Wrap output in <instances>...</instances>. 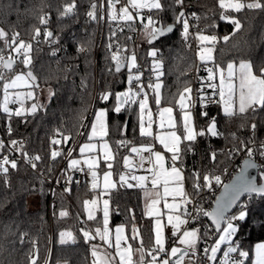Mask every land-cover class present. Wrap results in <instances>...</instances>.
I'll use <instances>...</instances> for the list:
<instances>
[{
    "label": "trees",
    "instance_id": "obj_1",
    "mask_svg": "<svg viewBox=\"0 0 264 264\" xmlns=\"http://www.w3.org/2000/svg\"><path fill=\"white\" fill-rule=\"evenodd\" d=\"M71 2L72 0H0V29L7 33L9 40L14 33H19L21 39L17 38V41L26 40L33 45L31 67L39 85L35 88L37 95L43 87L50 88L55 93L51 100L42 104L44 107L35 115L13 116L9 121L7 115L0 110V139L7 146L0 152V158L9 154L7 148L10 147V140L22 142V152H27L28 157L36 155L41 157V160L36 162V168L31 167L28 161H18L16 169L8 165L7 184L0 175V264H31L32 256L36 259V264H45L46 261L50 264H92L93 243L84 241L80 229H93L99 222L100 217L88 221L84 215L83 202L90 199L95 190L88 185L74 184L69 188V192H65V188L55 187L51 193V180L59 170L70 145L82 130L91 107L94 108V112L99 105L108 108V137L114 142V150L117 141L129 142L126 148L118 153L121 157L128 153L134 144L150 143L139 134L135 105L133 108L125 106L120 113L113 110L116 103L115 93L122 92L126 86L128 69L126 67L119 73L115 72L111 51L119 44L127 49L122 52L125 56L130 57L133 51L137 52L136 56L142 59L136 61L137 65L140 61L151 63L147 54V49L151 45L146 41L143 46L140 42L144 32L138 41L129 39L125 32L116 33L112 23L108 21L104 36L99 40L96 38L98 20H90L87 16L91 3L95 2L98 5V0H75L77 7L74 14L61 17L60 13L64 5ZM161 2L166 5L165 10L160 13L153 10L152 16L165 25L172 24L174 12L167 8L171 0H161ZM181 10H184L186 15L193 10L199 17V20L195 21L188 18L190 28L187 41L182 35V24H177L172 34L153 45L159 50L158 58L163 61L164 75L160 77L163 85L162 106L169 105L168 101L173 100L174 94L182 90L186 82H190L196 95L197 90L206 85L204 78L208 71L205 64L198 59L197 32L202 31V34L217 36L218 40L214 47L216 65L225 66L231 60H246L252 62L257 74L261 68H264V11L244 9L240 13H230L242 24L241 29L233 35V25L219 18L221 9L218 0H184L183 9L180 6L174 9L175 13ZM45 15L48 17V22L46 25H41L40 17ZM36 28H40L41 31L39 43L33 40ZM45 30L53 33L55 41H60L69 47L64 58L60 59L52 54L53 42L45 41ZM126 31L130 29L127 27ZM113 32L115 36L112 35ZM224 36L230 37L227 42L222 39ZM97 40L98 45H96ZM110 43L111 51L108 48ZM81 46L86 51H79ZM3 48L4 43L0 40V49ZM9 50L4 49V51ZM20 60H16V68H19ZM12 72L6 74V79ZM2 83L0 82V101ZM105 92H111L112 95L109 100L102 101L100 96ZM208 92L212 93L213 99H219L218 95L213 96L212 88H208ZM96 93L97 99L94 103ZM178 98L177 95L175 99ZM171 105L176 106L175 101ZM192 109L196 129L197 131L203 129L205 135L197 136L196 140L191 142L192 150L182 152L183 163L182 165L179 161L178 163L185 173V187L189 197L198 198L202 205H208L210 209L213 204L211 202L213 192H218L222 186L213 183L211 191L205 188L197 196L193 192L191 174L198 172L201 177L221 175L222 182L224 184L228 182L243 160L241 153L244 151L234 152L236 148L241 147L240 142L254 140L259 143L264 138V111H258L253 115L249 110L244 114L237 113L228 117L222 112L219 103L207 104L205 108L198 103ZM176 111L177 118L181 121L180 111ZM202 111H206L207 116H202ZM213 117L217 131L220 133L218 136L207 133L209 122ZM253 123L256 124L255 132L251 128ZM9 124L12 128L10 135ZM57 130L70 139L67 142L62 139L59 146L54 148L50 140L57 134ZM186 143L189 142L184 141L181 149ZM250 145L248 144L249 147ZM53 150L60 151L61 155L53 159L51 157ZM230 151L233 152L231 156ZM213 152L216 153L214 161L211 158ZM121 164L122 158H119L113 168L116 185L110 194L112 224H125L129 238L133 226H137L143 244L148 249L154 244L153 219L145 213L141 189L120 185L118 176L122 171ZM225 169L227 172L224 171ZM68 172L67 166L60 173L58 184H62ZM34 194L40 195L41 207L30 209L28 198ZM246 200L249 201L246 220L236 222L238 231L233 241L239 250L248 253L243 259L245 264H251L253 245L264 241V198L253 196L251 200L246 197L243 201ZM62 210L68 215L60 217L59 213ZM236 211L237 209L234 212ZM202 224H210V222L204 217L194 222L192 227L198 228ZM61 232H72L76 242L61 244ZM215 238L213 236L206 242L202 240L199 243L201 256L202 249L212 245ZM136 241L131 240L132 243H137Z\"/></svg>",
    "mask_w": 264,
    "mask_h": 264
},
{
    "label": "snow or ice",
    "instance_id": "obj_2",
    "mask_svg": "<svg viewBox=\"0 0 264 264\" xmlns=\"http://www.w3.org/2000/svg\"><path fill=\"white\" fill-rule=\"evenodd\" d=\"M119 0H107L108 3V19L110 21L124 22L125 25L130 29L132 24L137 18L140 19L142 29L144 31L145 38L149 44H153L158 38L165 36L167 33H171L176 24H182L183 26V37L185 41L189 36L190 23L188 16L185 11L181 10L179 13H175L174 9L176 6H180L183 9L184 0H171V3L167 5L169 10L174 12V22L172 24H163L162 22L153 18L152 15H148L146 18L143 17L141 10L148 9L149 12L156 10L157 13L163 12L166 5L161 2V0H128V5H130L132 10H135L136 15L129 10L128 6H123L119 9V14L115 10V5ZM103 0H101L100 7L103 9ZM218 6L221 9L220 20L230 22L233 27V35L236 31H239L242 27L240 20L230 13H240L244 9L249 10H262L264 11V2L262 0H251V2H245V0H218ZM75 0L71 3H67L63 7V11L60 13L61 17H66L74 14L76 10ZM97 4L95 2L91 3L90 10L87 12V16L90 20H96ZM193 18L199 20V17L195 13L192 14ZM103 15L100 19H103ZM144 19L147 20L144 23ZM48 22V17L41 16L40 24L46 25ZM159 24V26H157ZM215 27V25H213ZM123 27H121V31ZM41 35L40 28L35 29V34L33 40L39 43V36ZM115 36V32L112 33ZM19 33H14L11 40L8 39L7 33L0 29V40L4 43V48L0 49V53H3L4 49H10L11 52L16 53V57H13L11 53L7 57L0 54V82L2 83L3 91V101L0 103V110L7 115L9 121L13 116L21 117L26 115H35L40 108L44 105L39 103H32L30 108L25 109L24 104L27 100H34V92L28 91L26 93L11 91L21 86L28 87L30 89L39 87L36 83L37 76L32 70V57L30 55L32 51V43L20 40L17 44V38ZM45 41L54 42L55 38L53 33L49 30L44 32ZM51 38V40H50ZM229 36H224L222 39L227 42ZM196 39L200 41L198 56L202 63L208 61H213V50L215 44L218 40L215 35H204L201 32L196 33ZM205 42L212 45V47H204ZM190 46V45H189ZM109 50L112 49V44L108 45ZM79 51L84 52L86 49L81 46ZM127 51L126 48H122L119 44L116 45V51H111V60L115 64V72L119 73L122 68L127 67L128 69V85L127 91L115 93V106L114 111L120 113L122 108L126 105L131 106L132 104H137L139 106V132L142 137H153L154 140L159 141L163 148L171 153L170 166H165V156L160 151H154L152 146H142V147H131V153H135L139 159L135 165L128 158H124V166L128 169V173L120 174L119 183L121 186H127L128 188L139 187L144 190L146 199L150 200V203L146 204L147 212L146 214L152 216L153 214L158 217L155 221V238L154 244L146 249L143 244V240L140 239L138 247H133L132 243H129V239L136 241L139 238V230L133 226L131 237L124 235V228L117 227L115 229L114 242L110 239V230L108 227L109 222V201H103V228L97 227L94 233L91 230L80 229L83 235L84 241L90 242L99 237L100 241L104 245H107V249H114V252H109L107 249L102 248L99 244L91 245V255L94 258L92 264H243V261L239 259L240 257H247L248 253L239 250L238 246H233L235 241H233V236L237 234L238 225L237 221L244 222L247 216L248 200L241 202V196L247 194L249 200L253 198V194L264 198V171L260 172V182H257L256 177L248 175V170L250 168H257L258 165L255 163L253 157L256 152H259L261 157H264V142H262L258 149L249 147L248 144H254V140H249L248 142L241 141V147L234 150L235 153L244 151L247 153V159L244 161V165L241 168L238 175L233 179L231 183L224 184L221 179V175H203L201 177L200 173L193 172L191 174L192 188L194 194L197 196L205 188L208 190L213 189V183L217 186H222V192L215 198V207L211 210H205L199 200L190 199L188 193L184 190V176L183 168L177 166L179 161L182 165L181 154L182 152H187L192 150V143L197 138V136H204L205 131L201 129L197 131L194 122L191 108L196 106L198 102L202 108H205L207 104L219 103L223 106V112L226 116L232 117L239 114H244L249 110L255 115L258 111H264V68L259 70L257 74L254 71L253 64L251 61H240L237 65L235 62H229L226 68L220 67L219 65H214V68H208L207 80L211 83L207 84V87L213 89V96L219 97L218 100L213 99L212 96H207L204 94L203 86L201 89L197 90V99L192 97V88L190 82H186V86L182 90H178L173 96V100H169L168 104L171 105L173 101L179 106L182 113L180 127H178L177 120L173 117V107H163L161 108L162 96L161 88L162 82L160 77L164 75L162 71L163 61L158 58L159 50L155 47L149 51L148 55L153 57L152 71L155 73V83L151 80L149 81L147 87L151 89L153 93L154 103L157 106V113L159 116V127L161 129L167 126L166 131L162 134L153 136V114L149 109V99L148 93L145 91L144 85L141 83V76L138 74H133V69L138 70L136 63L135 52L131 56H125L122 52ZM55 55V51L52 53ZM20 57V63L27 68V71H21L15 74L11 79H6V74L12 72L16 65V60ZM111 71V69H110ZM183 74V73H182ZM219 79V83L214 81ZM136 82L138 91L133 90L131 85ZM83 83V82H82ZM55 95V93L49 89V100ZM112 95L111 92L102 93L100 99L102 101L109 100ZM178 95V99L175 97ZM143 96L142 99L137 100V97ZM10 104H19L20 107L16 108L14 111L9 107ZM107 109H100L95 112L94 122L91 125V133L88 137L89 141H92L95 137L107 136ZM147 113V121H145V114ZM202 116H207L206 111L201 112ZM251 128L255 132L256 124H252ZM12 128L9 124L8 133L11 134ZM178 132L180 134H178ZM207 133L211 136H218L216 129L215 118L213 117L207 128ZM57 135H60L64 142H67L70 137L63 136L62 133L57 130ZM187 141L184 148L181 149L180 145L182 142ZM53 145H59L61 143L60 139L53 137L51 140ZM128 141L121 140L117 142V145H128ZM10 147L7 148L8 152L12 151H22L23 143L10 140ZM19 145V146H18ZM7 146L5 142L0 139V152H2ZM101 147L104 149L103 158L104 162L107 164V168L110 170L113 164L109 161L114 160V155L111 152L109 145L103 143ZM96 149V145L89 143L85 144L80 148L81 154L88 150L93 152ZM71 149L69 150V156H71ZM143 153H148L145 156ZM23 156L27 158L28 163L31 167L36 168V162L41 160L39 155L28 157L26 152L22 153ZM61 155L60 151L53 150L51 152V157L55 159L57 156ZM229 155H233L230 151ZM212 160L216 159V153L213 152L211 156ZM88 168L92 176V189L95 190L98 187L97 184V172L96 168L99 166L98 157H92L88 161ZM145 163L150 165L148 168H144ZM79 161L70 160L69 168H74ZM8 165L12 169L17 168V160H9L8 155H3L0 158V175L4 177L5 183H8ZM133 168L144 169L145 172L150 175H135L132 174ZM81 171L83 169H80ZM227 172V169L224 170ZM112 172L105 171L103 174L104 187H114L115 185L111 181ZM70 179V178H69ZM201 180L203 183H201ZM129 181H135L136 183H130ZM151 184V189L147 187L148 183ZM163 187V193L160 192V187ZM69 188H65V192H69ZM172 196L175 201L177 196L182 198V204L178 203H168L167 197ZM164 200V207L168 209L169 213L167 215V223L171 226V236L175 238L176 244L179 246H172L170 249L166 247V238L164 235V225H162L163 213H161L157 208L161 200ZM84 210L87 212V219H96L94 211L96 210L97 200L93 199L91 201L85 200ZM193 205L192 209L189 210L187 205ZM91 205V207H90ZM183 205V207H182ZM236 208V212H232L233 208ZM179 213V214H176ZM68 213L64 210L60 211L59 216L65 217ZM208 218L210 224H202L201 227L187 229L184 228L182 231V226L188 225L192 222L200 221L201 218ZM182 233V234H181ZM213 236L218 237L214 239V243L210 246L204 247L202 249V256L200 254V249L198 247L199 243L204 240L205 242ZM71 241L76 242V237L72 232H61L60 233V243L65 244ZM222 245H227L226 250H222ZM38 252V250H37ZM218 253H222L223 258L218 257ZM237 253L236 257L232 254ZM134 257H137L134 259ZM195 258V259H193ZM31 264H36V259L31 258ZM47 264V261L45 262ZM254 264H264V243L258 244L256 246V259Z\"/></svg>",
    "mask_w": 264,
    "mask_h": 264
},
{
    "label": "rangeland",
    "instance_id": "obj_3",
    "mask_svg": "<svg viewBox=\"0 0 264 264\" xmlns=\"http://www.w3.org/2000/svg\"><path fill=\"white\" fill-rule=\"evenodd\" d=\"M143 10H145V9H143ZM143 10H141V11H143ZM146 10H148V9H146ZM98 28H99V24H98ZM204 35H209V34H204ZM98 36L99 35H98V29H97L96 38H98ZM209 36H211V35H209ZM23 41L27 42L26 40H23ZM146 41L147 40L145 38V35L143 34L142 37H141V39H140L141 45L144 46L146 44ZM18 43H19V41H17V44ZM96 45H98V40H97ZM199 46H200V41H199ZM153 47H154L153 45H151V46L148 47L147 54L149 53V51L152 50ZM204 47H212V45L207 44L205 42ZM13 54L16 55L15 52H13ZM136 54H137V52L135 53V55ZM30 55L32 57V51H31ZM212 55H213V61H208V62L204 63L205 66L207 67V69L208 68H214V65H216L215 62H214V50H213ZM148 57L150 58L151 63L148 62L146 64L145 62H143L144 65H145V67L148 69L147 74H145L146 75V77H145L146 78L145 79L146 83L143 84V85H144L145 91L148 93V99H149V105H148V107L151 110V112L153 114V120L155 121V123L153 124V128H152L153 136H155V135H159V134H162V133H164L166 131H170V130L167 129V126L166 125H165V128L164 129H161L159 127V116H158V113H157V106L154 103L153 93H152L151 89H149L147 87V85H148V83H149L150 80L153 83L156 82L155 81V73L152 71V65H153V59L154 58L151 57V56H149V55H148ZM20 59H23V57L18 58V60H20ZM198 59H199V56H198ZM139 60H142V59H140V58H138V56H136V61H139ZM229 62H235L238 65L240 61L231 60ZM227 64L225 66H222V65H219V66L220 67H223V68H226ZM21 71H24V72L27 71V68H25L22 63L20 64L19 68H16L15 71H13L11 73V75H10V77L8 79L13 78L15 76V74L20 73ZM135 71H136V74L140 75L141 78H142V74H143L142 69L141 68H139L138 70L135 69ZM207 77H208V72H207ZM96 79L98 80V69L96 70ZM97 80H96V85L98 83ZM214 82L218 84L219 83V79L217 78V80L214 81ZM209 83H211V82H209ZM131 87L133 88L132 85H131ZM128 88H129L128 81H126V86H125V88L123 89L122 92L127 91ZM49 89L50 88H46V87L41 88L40 89V92H39V95H37V91H36L35 88L30 89V88L25 87V86L18 87L16 89L11 90V91L21 92V93H26L28 91H33L34 92V96H35V99L36 100L34 99V100H27V101H25L24 108L27 109V108H30V106H31L32 103L46 104L49 101ZM133 90H134V88H133ZM1 93L2 94H1V101H0V103H2V101H3L2 84H1ZM204 94L206 95L205 92H204ZM192 97H193L194 100L197 99V95L194 94L193 91H192ZM142 98H143V96L137 97V100L142 99ZM134 105L136 107L135 117L137 119L138 130H139V119H138L139 106H138V103H137V104H132L131 107L133 108ZM168 106L173 107V117L177 120L178 127H180V121L177 118V111H176V110H179L180 111L179 106L177 104H176V106L175 105H164V106L160 105L161 108L168 107ZM9 107L14 111L16 108H19L20 105L19 104H10ZM221 108H222V112H223V106L222 105H221ZM100 109H107L108 110V108L106 106L99 105L95 109V112L98 111V110H100ZM95 112L92 115V119H91L90 124L88 126V129H87V132H86V136L79 143V147H78V151H77L76 155L69 158L68 167H69L70 160H77V161H79V164H77L74 168H69V169H75L76 167L85 168L90 173V170L88 168V164L86 163V161H88L92 157H98V159H99V166L96 168L97 177H98V179H97L98 187H97V189H95V191L93 193V196L90 199H88V201H91L93 199H96L97 200V206H96V210L94 211V215H95L96 219H98L99 217H100V219H99V222L96 224V226L93 229H90V230L94 233V230L97 227H100L101 229L103 228V211H102V209H103V201L104 200H108L109 201V222H108V227H109V230H110V239H112L113 242H114L115 229L117 227H123L124 228V235L127 236V237H128V231H127L126 225L123 224V223L112 224V217H111L112 208H111V202H110V194H111V190L115 186L114 187H108V188H105L104 187V178H103L104 172L105 171H111L112 172L111 181L113 182L114 185H116L115 175H114V172H113V168L115 167L116 161L119 160V158H122V164H121L122 171L119 173V176H120V174H126V173H128V169L125 168L124 163H123L125 157H128L132 161L133 165H135L137 163L138 159H139V157L135 153H131V147H133V146H135V147H142V146H149L150 145V146L153 147V150L154 151H160L165 156V166L166 167L170 166V164H171V161H170L171 153L167 152L163 148V146L159 143V141L154 140L153 137H144L145 139L149 140L150 143H148V142H141V143H138V144H134V145H132L130 147L129 152L126 153V154H123L122 157H121V154L115 153V150H114V148H115L114 142H113V140L109 139L108 134H107V136L103 137V139H101L100 137H95L92 141H89L88 137H89V135L91 133V125L94 122ZM191 112H192V115H193V122H194V113H193V109L192 108H191ZM180 116L182 117L181 111H180ZM107 121H108V112H107V117H106L107 132H108V122ZM145 121H147V113L145 114ZM194 126H195V122H194ZM195 128H196V126H195ZM216 129H217V126H216ZM80 131L77 134V136L75 137V140L80 136V133H81ZM139 134H140V132H139ZM178 134H180V133L178 132ZM89 143H92V144H95L96 145L95 151L89 152L88 150H85V152L83 154H81L80 148L83 145L89 144ZM103 143H107L109 145V148H110L111 152L113 153V155L115 157L114 160L109 161V162H111L113 164V167L110 170L107 168V164L104 162V158H103L104 149L101 147V145ZM182 144H183V142L181 143L180 147H182ZM155 145L158 147V149H155ZM177 166L180 167V165H179L178 162H177ZM132 174H135V175H150L149 173L145 172L143 169H138V168H133ZM90 175H91V173H90ZM119 176H118V181H119ZM183 176H184V181H183L184 190L187 192L186 187H185V173H184V171H183ZM129 182L130 183H133V184L136 183L135 181H129ZM91 185H92V182H91ZM147 187L149 189H151L150 182L148 183ZM141 190H142V193H143L144 209H145V212H147L146 204L147 203H150L151 201L148 200V199H146L144 190L143 189H141ZM160 192L163 193V187L162 186L160 187ZM166 199H167V202L168 203H178V204H182V198L180 196H177L176 199H175V201L173 200L172 196H168ZM164 202L165 201L162 199L161 202L158 205H156V208L161 213H163V218H162V221L161 222H162V225H164V235L166 236L168 230H171V226L168 225V223H167V215L170 214V213H169L168 209H166L164 207ZM28 207L30 209H37V208L41 207V198H40V195L39 194H34V195H32V196H30L28 198ZM90 207H91V205H90ZM182 207H183V205H182ZM176 214H179V213H176ZM84 215H85V219L88 220L87 219V212L85 210H84ZM149 217L153 218V224H154V228H155V221H156V219L158 217H156L154 214L152 216H149ZM96 219H94V220H96ZM94 220H88V221H94ZM135 227L139 230V228L137 226H135ZM192 228H197V227H190L188 229H192ZM182 231H183V226H182ZM234 237L235 236H233V238H232L233 240H234ZM154 238H155V231H154ZM216 238H218V237H216ZM140 239H142V236H141V233H140V230H139V238L136 241L137 243H132L130 239H129V243H132L133 247H138L139 246V243H140ZM94 242L97 243V244H99V245H101L102 248L107 249V245H104L103 242L100 241L99 237H97L95 240H92V243L93 244H94ZM262 243H264V241L256 242L253 245L251 264H254V261L256 259V246L258 244H262ZM174 245L175 246H179L176 243ZM233 246H235V244ZM226 248H227V245H222V250H226ZM240 250L241 251H244L242 249H240ZM107 251L114 252V249H107ZM218 257L220 259H222L223 258L222 253H218ZM91 258H92V261H93L94 258L92 257V255H91ZM136 258L137 257H134V259H136ZM214 263L215 262H213V264ZM206 264H207V262H206Z\"/></svg>",
    "mask_w": 264,
    "mask_h": 264
},
{
    "label": "built area",
    "instance_id": "obj_4",
    "mask_svg": "<svg viewBox=\"0 0 264 264\" xmlns=\"http://www.w3.org/2000/svg\"><path fill=\"white\" fill-rule=\"evenodd\" d=\"M100 4H101V0H98L96 15H97V20H98V24H99V28H98V35H99L98 36V39L99 40H101V38H103V36H104V33H105V25H106V22H108V21L112 23V26L114 27V31L116 33H118V32H125L127 38L134 39L136 41L139 40L140 35L144 32L143 29H142V25H141V22H140V19L139 18H137L136 21L132 24L134 30L126 31L127 26L125 25L124 22L121 21L118 24L116 21H110L108 19L109 9H108L107 0H103V5H104L103 6V9H101ZM123 6H128L129 7V10L133 12V15L134 16L136 15L135 10H132L131 7H130V5H128V0H119V2L116 3L115 10H116L117 14H119V9L121 7H123ZM152 11L149 12V10H146L145 9V10H143L141 12H142L143 17L146 18L148 15H152ZM193 13H195V12L193 10H190L187 13V16H188L189 19H192V20L195 21L196 19L193 18V16H192ZM101 15H103V17H104L103 19H100V16ZM196 16H197V14H196ZM146 21L147 20L144 19V23H146ZM121 27H123V30L122 31H121ZM18 39H21V37L18 36ZM51 48H52V51H55V55L58 58H60V59L64 58L65 55L67 54L68 50H69V47L67 45H63L62 42L57 41V40L53 42V45H51ZM113 51H116V47L113 49ZM9 53H11V55L13 57H16V55H14L13 52H11V50H9V51H3V53H0V54H3L5 57H7L9 55ZM158 56H159V54H158ZM137 66H138V69L141 68L142 71H143L142 78H141V83L142 84H145L146 83V81H145L146 75L145 74H147L148 69L145 67L143 61H140V63ZM204 69H206V68L204 67ZM133 74H136V71H133ZM204 82H206V85H204V87H203L204 88V92L206 93L207 96H212L211 95L212 93L211 92H208V88L209 87H207V83H209V81L207 80V75L204 78ZM132 86H133V88H134L135 91H138L139 90L137 88V85H136V82L135 81L133 82ZM96 99H97V93L95 94V97H94V101H93L94 103L96 102ZM196 104H198V102ZM93 113H94V108L91 107L90 113L86 117V119H85V121L83 123L80 136L76 140H74L72 142V144L70 145L69 149L67 150V152L65 154L64 160H63V162H62L59 170L57 171V173L54 176V178L51 180V193L53 192V190H54L55 187H60V188H66L67 187V188H70L74 184H76L78 186H82V185L91 186L92 177H91L89 171L86 170L85 168L76 167L75 169H69V172L67 173V175H66V177L63 180V182H62L61 185L58 184V178H59L60 173L64 170V168H66L68 166L69 158L76 155V153L78 151L79 143L86 136V132H87L88 126L90 124V121L92 119ZM53 137H55L56 139L62 140V138H61L60 135L55 134ZM53 137L51 138V140L53 139ZM51 140H50V143H51ZM262 142H264V138L259 143L254 142V144H251L250 147H253L255 149H258L259 146H260V144ZM51 146L54 147V148H56L59 145H53L51 143ZM124 148H126V146H124V145L118 146L117 145V147L115 149V153H117V154L120 153V150L121 149H124ZM70 149L72 150L71 151V156H69V150ZM155 149H158V147L156 145H155ZM22 153H23L22 151H19V152L18 151H12L11 153L8 154L9 160H13L14 159V160H17V162L18 161H23V162L27 161V158L25 156H23ZM143 154L145 156H148V153H143ZM241 156H243V160H244L247 157V153L246 152H243V153H241ZM253 159L258 163L259 170L260 171H264V157H261L259 155V152L257 151L256 154L254 155ZM148 167H150V165H148L147 163H145L144 168H148ZM239 168H240V166H239ZM80 169H83V170L81 171ZM238 169L236 171H234L233 174L235 172H237ZM218 192H213V197L211 199V202L212 203H214L215 198L218 195ZM189 198L190 199H193V200H199L198 198H195V197H189ZM202 206L205 208V210H210L212 208V206H211L210 209H208V207H207L208 205H205V206L202 205ZM187 207H188L189 210H191L192 207H193V205L189 204V205H187ZM207 220H208V218H207ZM193 223L194 222L189 223L188 225H184L183 226V229L184 228H187L188 229V228L192 227ZM165 238H166V247L168 249H170L176 243L175 238H173L171 236V230H168ZM232 256L233 257H236L237 256V253H233ZM32 258H34V256H32ZM193 259H195V258H193ZM239 259H241L243 261L244 257H240ZM47 264H50V263L47 261Z\"/></svg>",
    "mask_w": 264,
    "mask_h": 264
},
{
    "label": "water",
    "instance_id": "obj_5",
    "mask_svg": "<svg viewBox=\"0 0 264 264\" xmlns=\"http://www.w3.org/2000/svg\"><path fill=\"white\" fill-rule=\"evenodd\" d=\"M184 11V10H183ZM158 26H159V24H158ZM176 27H177V24L175 25V27H174V29H173V31L171 32V33H167L165 36H167V35H170V34H172L174 31H175V29H176ZM165 36H163V37H165ZM163 37H160V38H158L156 41H154L153 42V44H149V45H154L155 43H157L160 39H162ZM16 66H17V62H16V65H15V68H16ZM115 67V66H114ZM14 68V69H15ZM198 68H199V65H198ZM124 69H126V67H124V68H122L121 69V71H123ZM120 71V72H121ZM36 83H37V81H36ZM245 159H247V157L245 158ZM245 159L241 162V164H240V168L238 169V171L237 172H235L234 174H233V176L231 177V179L228 181V182H226L225 184H228V183H231L232 181H233V179L238 175V173L240 172V170H241V168L243 167V165H244V161H245ZM255 161V160H254ZM255 163L258 165V163L255 161ZM260 170H259V165H258V167L257 168H250L249 170H248V175L249 176H252V177H256L257 178V182H260ZM222 187H221V189L219 190V192H218V195H220V193L222 192ZM217 195V196H218ZM253 196H256L255 194H253ZM246 197H248L247 196V194H245L244 196H241V198H240V200H241V202L244 200V198H246ZM257 197H259V196H257ZM215 207V201H214V203H213V205H212V208H214ZM211 208V209H212ZM210 209V210H211ZM236 210V208L234 207L231 211L232 212H234ZM209 220V219H208ZM209 222L211 223V221L209 220ZM243 264H245V262L243 261Z\"/></svg>",
    "mask_w": 264,
    "mask_h": 264
},
{
    "label": "crops",
    "instance_id": "obj_6",
    "mask_svg": "<svg viewBox=\"0 0 264 264\" xmlns=\"http://www.w3.org/2000/svg\"><path fill=\"white\" fill-rule=\"evenodd\" d=\"M40 102V101H39ZM144 170V169H143ZM141 193H142V190H141ZM142 200H143V193H142ZM146 213V212H145ZM147 215V214H146ZM148 216V215H147ZM149 217V216H148ZM151 218V217H150ZM153 219V218H152ZM166 237V236H165ZM94 244H97L94 242Z\"/></svg>",
    "mask_w": 264,
    "mask_h": 264
}]
</instances>
